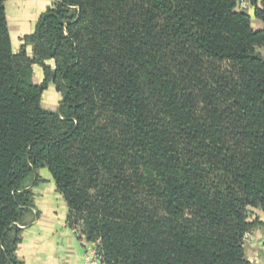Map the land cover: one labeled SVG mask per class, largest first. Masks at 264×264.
I'll list each match as a JSON object with an SVG mask.
<instances>
[{"label": "trees", "instance_id": "1", "mask_svg": "<svg viewBox=\"0 0 264 264\" xmlns=\"http://www.w3.org/2000/svg\"><path fill=\"white\" fill-rule=\"evenodd\" d=\"M6 1L0 264H23L18 225L41 168L104 264H250L244 235L264 228L247 218L264 215V6L57 0L14 52ZM49 84L61 95L54 112L41 107Z\"/></svg>", "mask_w": 264, "mask_h": 264}, {"label": "crops", "instance_id": "2", "mask_svg": "<svg viewBox=\"0 0 264 264\" xmlns=\"http://www.w3.org/2000/svg\"><path fill=\"white\" fill-rule=\"evenodd\" d=\"M53 5V0H7L5 14L12 50L18 52L24 45V37L30 35L38 18ZM258 6H264V0H257ZM238 9L251 18L253 29L262 28V23L255 17V6L241 2ZM28 57L32 56L31 46H25ZM264 55V47L261 49ZM33 84L43 80L42 68L33 65ZM61 95L49 84L41 99V107L56 111ZM33 194V203L26 210L22 222L21 240L16 250V258L23 264H80L83 249L73 229L67 222L68 207L46 168L37 171V176L27 182ZM252 220L264 221L260 210H253ZM264 228H254L245 239V254L251 264H264Z\"/></svg>", "mask_w": 264, "mask_h": 264}, {"label": "built area", "instance_id": "3", "mask_svg": "<svg viewBox=\"0 0 264 264\" xmlns=\"http://www.w3.org/2000/svg\"><path fill=\"white\" fill-rule=\"evenodd\" d=\"M56 1L57 0H53V3ZM79 241L83 249V255L80 264H104L98 249L97 242L87 241L85 238H83V236H80ZM262 244L264 247V240Z\"/></svg>", "mask_w": 264, "mask_h": 264}, {"label": "rangeland", "instance_id": "4", "mask_svg": "<svg viewBox=\"0 0 264 264\" xmlns=\"http://www.w3.org/2000/svg\"><path fill=\"white\" fill-rule=\"evenodd\" d=\"M19 51V50H18ZM50 65H52V62H48ZM51 85H53V84H51ZM53 87H54V85H53ZM54 89H55V87H54ZM58 93V92H57ZM253 210H254V208H249L248 209V211H247V218H248V221L249 222H252L253 220H252V218H253V216H252V214L254 213L253 212ZM78 226V225H77ZM72 228V227H71ZM256 228H258V227H256ZM260 228H262V227H260ZM73 229V232H74V234H75V236H77V238L79 239L80 238V236L82 237V235H81V233H80V231L75 227V228H72ZM250 233V231H248L247 233H245V235H244V245H245V239H246V237L248 236V234ZM83 238H85L84 236H83ZM264 240V239H263ZM97 242V244H98V241H96ZM263 245V244H262ZM244 252H245V248H244ZM245 257H246V254H245ZM246 259H247V257H246ZM248 260V259H247ZM249 261V260H248ZM250 262V261H249ZM250 264H251V262H250Z\"/></svg>", "mask_w": 264, "mask_h": 264}]
</instances>
